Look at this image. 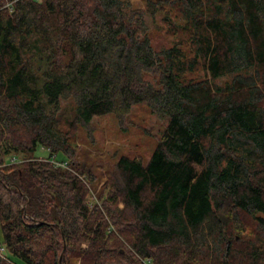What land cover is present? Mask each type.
I'll return each mask as SVG.
<instances>
[{"label":"trees","instance_id":"obj_1","mask_svg":"<svg viewBox=\"0 0 264 264\" xmlns=\"http://www.w3.org/2000/svg\"><path fill=\"white\" fill-rule=\"evenodd\" d=\"M141 1L0 0V264H264V0ZM143 102L96 174L78 132Z\"/></svg>","mask_w":264,"mask_h":264},{"label":"rangeland","instance_id":"obj_2","mask_svg":"<svg viewBox=\"0 0 264 264\" xmlns=\"http://www.w3.org/2000/svg\"><path fill=\"white\" fill-rule=\"evenodd\" d=\"M131 2L134 6L143 8L141 0H131ZM166 122V119H158L150 114L143 102L131 108L123 125H119L116 118L111 115L95 118L91 122L92 143H89L90 140L83 131L78 132L79 139L77 143L81 150L90 153V160L100 166L96 174L108 173L121 155L135 157L146 164L155 149L156 142L162 134ZM79 153L82 156V153ZM35 156L46 159L49 157V152L38 146ZM18 159L11 156L7 159V162H17ZM56 159L58 160V157ZM99 186L102 185L99 184ZM90 196L92 203H98L97 191L91 188ZM1 242L2 234L0 231V244ZM3 256H6V252Z\"/></svg>","mask_w":264,"mask_h":264},{"label":"built area","instance_id":"obj_3","mask_svg":"<svg viewBox=\"0 0 264 264\" xmlns=\"http://www.w3.org/2000/svg\"><path fill=\"white\" fill-rule=\"evenodd\" d=\"M35 1L40 3V2L45 1V0H35ZM48 159H49V162H51V164L54 165L55 167L65 168V163L60 162L59 160H57L56 156L51 155V156L48 157ZM4 252H5L4 247L0 246V256H3ZM144 263L145 264H149L150 262L149 261H145Z\"/></svg>","mask_w":264,"mask_h":264}]
</instances>
